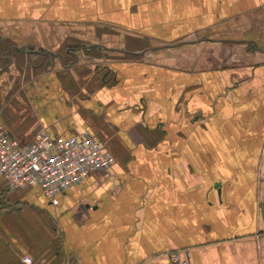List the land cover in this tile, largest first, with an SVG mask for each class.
Returning a JSON list of instances; mask_svg holds the SVG:
<instances>
[{
    "label": "crops",
    "instance_id": "0c3cea01",
    "mask_svg": "<svg viewBox=\"0 0 264 264\" xmlns=\"http://www.w3.org/2000/svg\"><path fill=\"white\" fill-rule=\"evenodd\" d=\"M0 124L114 159L0 177V264H264V0H0Z\"/></svg>",
    "mask_w": 264,
    "mask_h": 264
},
{
    "label": "built area",
    "instance_id": "2783aa9c",
    "mask_svg": "<svg viewBox=\"0 0 264 264\" xmlns=\"http://www.w3.org/2000/svg\"><path fill=\"white\" fill-rule=\"evenodd\" d=\"M114 163L101 141L88 132L51 136L38 131L34 141L21 144L0 124V177L10 190L38 187L51 204L57 196ZM170 264H189L181 251L168 254ZM21 264H33L23 256Z\"/></svg>",
    "mask_w": 264,
    "mask_h": 264
},
{
    "label": "rangeland",
    "instance_id": "374dc122",
    "mask_svg": "<svg viewBox=\"0 0 264 264\" xmlns=\"http://www.w3.org/2000/svg\"><path fill=\"white\" fill-rule=\"evenodd\" d=\"M9 132V131H8ZM9 134L12 136V134L9 132ZM13 137V136H12ZM15 138V137H14ZM18 140V139H17ZM18 142H19V140H18ZM20 143V142H19ZM22 144V143H21ZM24 145V144H23ZM263 178H264V176H262ZM264 181V180H263Z\"/></svg>",
    "mask_w": 264,
    "mask_h": 264
},
{
    "label": "bare ground",
    "instance_id": "6f19581e",
    "mask_svg": "<svg viewBox=\"0 0 264 264\" xmlns=\"http://www.w3.org/2000/svg\"><path fill=\"white\" fill-rule=\"evenodd\" d=\"M23 190V189H22ZM19 191V190H18Z\"/></svg>",
    "mask_w": 264,
    "mask_h": 264
}]
</instances>
